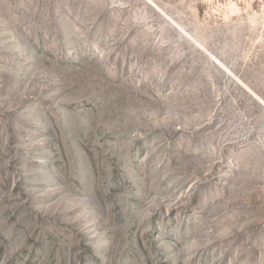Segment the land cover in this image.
Here are the masks:
<instances>
[{
    "label": "rangeland",
    "instance_id": "obj_1",
    "mask_svg": "<svg viewBox=\"0 0 264 264\" xmlns=\"http://www.w3.org/2000/svg\"><path fill=\"white\" fill-rule=\"evenodd\" d=\"M0 264H264V0H0Z\"/></svg>",
    "mask_w": 264,
    "mask_h": 264
}]
</instances>
